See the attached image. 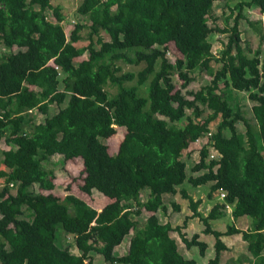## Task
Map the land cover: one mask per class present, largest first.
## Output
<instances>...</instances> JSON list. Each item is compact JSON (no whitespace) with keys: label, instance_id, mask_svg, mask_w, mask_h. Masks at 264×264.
<instances>
[{"label":"trees","instance_id":"obj_1","mask_svg":"<svg viewBox=\"0 0 264 264\" xmlns=\"http://www.w3.org/2000/svg\"><path fill=\"white\" fill-rule=\"evenodd\" d=\"M53 1L0 0V44L9 50L0 55V143L10 146L0 147V264H96V254L106 264H199L180 253L171 232L202 254L207 242L198 233L189 239L183 226L163 223L157 214L166 210L165 194L176 195L186 179L194 186L213 182L210 198L225 192V202L201 218L216 237L208 264H226L222 237L236 233L253 258L237 264H264V53L243 46L240 30L241 19L248 20L245 9L264 12V0L235 2L226 19L229 24L234 15V23L222 29L210 18L216 2L229 0H82L77 12L90 22L75 23L70 37L64 8ZM251 23L262 29L261 21ZM84 28L90 41L80 46ZM215 30L228 33L219 55L210 38ZM171 42L182 54L175 61L167 56ZM86 52V59L76 60ZM122 62L136 68L126 70ZM196 70L211 75V82L188 97L183 88ZM146 84L148 95H141ZM234 91L249 92L257 124ZM53 104L56 114H50ZM34 110L46 115L44 121ZM120 126L126 132L111 154L107 139ZM203 137L208 142L193 171H204L188 178L186 148ZM210 147L219 158L210 157ZM57 153L83 159L82 189L90 194L97 188L110 198L102 210L73 194L60 197L55 169L46 164ZM180 192L193 216H201L202 199L195 201L185 188ZM227 203L234 204L235 217L253 218L250 228L211 226ZM143 210L153 213L142 223ZM70 234L79 253L71 251ZM127 235L128 251L120 254Z\"/></svg>","mask_w":264,"mask_h":264},{"label":"rangeland","instance_id":"obj_2","mask_svg":"<svg viewBox=\"0 0 264 264\" xmlns=\"http://www.w3.org/2000/svg\"><path fill=\"white\" fill-rule=\"evenodd\" d=\"M82 0H54V4H61L64 8V13L66 16V19L64 21L65 31L68 37L71 36L72 30L75 27V23L81 22V23H89L90 21L86 16H83L77 12V7L81 3ZM238 0H229L227 2H216L214 4L213 9V16L210 18V25L212 27H230L234 23V15L230 18L229 24H227L226 19L231 14V6H234L235 2ZM245 13L248 17L247 19H241L240 21V30H241V37H242V45L250 47L253 51L260 48L262 52L264 53V39L262 38V35H264V13L261 12L257 6L247 7L245 9ZM262 22V29H258L255 25H253L251 22L257 23ZM260 31V32H259ZM82 40L78 43L80 46H85L89 44L90 38H89V28H84L81 32ZM105 39H109V35L104 34ZM211 40L214 43V52L219 55L221 51L224 49L225 44L228 41V33H223L220 30H215L211 34ZM5 46H2L0 44V55H2L4 52L9 51ZM19 48L17 46L14 47V51H18ZM89 53L86 52L84 55L79 56L76 58L77 61L86 59L88 57ZM167 56L172 59V61H175L178 57H182L181 52L177 49L174 42H171L169 44V52L167 53ZM52 63V61H51ZM124 65V68L126 70H133L134 65L128 64L125 67V63L122 62ZM220 64H214V67H219ZM26 67V66H24ZM141 67V65L139 66ZM139 69V68H138ZM137 70V69H135ZM65 75V72L63 70H60V77L61 79ZM192 77H194V80L187 86V88H183L182 83L183 81L180 79L179 75H176L174 77V81L177 84V88H183V92L186 96L192 97V95L188 92L191 90H198L201 87L209 84L211 82V75L206 74L205 72H200L199 70H196L195 72L191 73ZM61 87H63V83L60 84ZM221 86H224V83H221ZM109 91L115 93L117 92V87H110ZM145 91L142 92L141 90L139 93L141 95H148L149 91V84H146ZM110 94V93H109ZM234 94L236 96V99L239 100L241 106L244 108L245 113L247 117L253 122V124H257L255 115L253 113V105L255 102H253L249 98V92H235ZM112 96V94H110ZM58 110V105L53 104L50 108V114H56ZM209 111H206L205 114H207ZM34 114H36L38 121H44L46 115L37 112V110H34ZM188 114H191V110H188ZM55 121L62 125L64 123V118H56ZM186 123V119L182 122H180L181 125ZM213 130L216 129V123L214 122ZM238 128L240 131H245V126L243 123L238 124ZM118 131L115 135L107 139V143L109 145V152L111 154H114L118 151L121 141L124 138L126 128L123 126H120L117 128ZM208 142L207 137L200 138L196 142H192L190 145L188 143V148H186L184 159L187 163V174L188 178L191 175L197 176L200 175L204 170L194 172L193 166L200 161V150L203 147L204 143ZM0 147L2 149H9L10 146L5 143L3 140L0 143ZM210 157L211 158H219V153L216 149L210 147ZM49 167H52L55 169L56 177L54 179V182L56 184V189L60 194L61 198H64L67 194H73L76 197H80L81 199H84L87 203L92 205L98 210H102L104 206H106L110 202V198L105 195L102 191L98 190L97 188H94L92 192L89 194L85 190L82 189V185L85 182V175L84 172V161L81 157H77L75 159H65V156L62 154H55L51 157L50 160H48V163H46ZM213 182H208L205 184H200L198 186L192 185L188 179H186L182 184L178 186L179 191L176 193V195L173 194H165L164 200L166 204V210H159L157 212L158 216L160 217V220L163 223L170 222L173 225H181L182 231L186 234V236L189 239H192L194 234H199L200 239L207 242L208 247L205 251V254H202L200 252V249L198 246H193L191 248H188L186 244L181 239L180 235L176 231H172L171 235L176 238L179 251L182 253L185 257L192 258L197 260L199 264H208L209 260L213 257H215L216 250H215V241L216 237L211 232H206L205 228L207 225L205 222L201 219L202 217H206L211 208L217 203V202H225V199L221 196V191H218L214 194L213 198H210L208 196V193L211 190V184ZM38 186L36 185V189ZM187 189L190 193V195L193 197L195 201L201 200V204L198 207V210L201 212V216H193L194 210L190 207L189 200L186 199L182 193L180 192V189ZM42 192L48 193V190H42ZM142 198H147V192L144 191L142 194ZM174 203H177L180 205V209L177 211L175 208ZM233 208L234 204L230 205L229 207L226 206V209L224 211L223 216H221L218 219H211L210 224L214 229L220 230V231H226L229 227V225L235 224L238 228L247 229L250 228L253 223V218L250 215H244L240 217H235L233 215ZM153 212L143 210L142 215L138 216L141 222L143 223L146 218L151 215ZM189 215H192L191 218ZM203 215V216H202ZM188 218V220H187ZM65 237L66 235L63 234ZM67 238L71 241V251L73 253H79L76 245L75 240L72 234L67 235ZM131 235H127L122 244L117 247V250L120 254H124L128 251L129 243H130ZM222 239L225 241V243L228 246V249L225 250L222 254V261L226 264H237V262L240 261V259L244 260L246 256H249L253 260L252 255L250 254L248 248H247V241H245L242 237L241 233H236L232 235H224ZM94 262L96 264H106V261L104 257L101 254H96L94 258Z\"/></svg>","mask_w":264,"mask_h":264},{"label":"built area","instance_id":"obj_3","mask_svg":"<svg viewBox=\"0 0 264 264\" xmlns=\"http://www.w3.org/2000/svg\"><path fill=\"white\" fill-rule=\"evenodd\" d=\"M221 196H222V197H225V192H222V193H221ZM229 206H230V204H227V207H229Z\"/></svg>","mask_w":264,"mask_h":264},{"label":"clouds","instance_id":"obj_4","mask_svg":"<svg viewBox=\"0 0 264 264\" xmlns=\"http://www.w3.org/2000/svg\"><path fill=\"white\" fill-rule=\"evenodd\" d=\"M264 13V12H263ZM222 192V191H221ZM224 199H225V197H223ZM227 204H230V203H227ZM227 204H226V206H227ZM231 205V204H230Z\"/></svg>","mask_w":264,"mask_h":264},{"label":"crops","instance_id":"obj_5","mask_svg":"<svg viewBox=\"0 0 264 264\" xmlns=\"http://www.w3.org/2000/svg\"><path fill=\"white\" fill-rule=\"evenodd\" d=\"M221 202V201H220ZM225 211V210H224Z\"/></svg>","mask_w":264,"mask_h":264}]
</instances>
